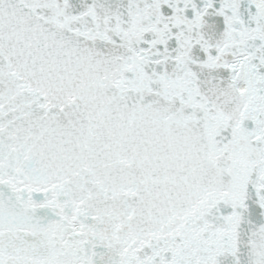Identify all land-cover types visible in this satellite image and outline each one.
<instances>
[{
	"label": "snow or ice",
	"instance_id": "6c2138e0",
	"mask_svg": "<svg viewBox=\"0 0 264 264\" xmlns=\"http://www.w3.org/2000/svg\"><path fill=\"white\" fill-rule=\"evenodd\" d=\"M0 264H264V0H0Z\"/></svg>",
	"mask_w": 264,
	"mask_h": 264
}]
</instances>
